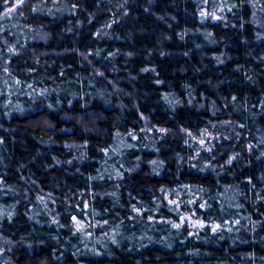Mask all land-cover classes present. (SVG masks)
Wrapping results in <instances>:
<instances>
[{"label":"trees","instance_id":"obj_1","mask_svg":"<svg viewBox=\"0 0 264 264\" xmlns=\"http://www.w3.org/2000/svg\"><path fill=\"white\" fill-rule=\"evenodd\" d=\"M15 1L0 264H264V0Z\"/></svg>","mask_w":264,"mask_h":264},{"label":"rangeland","instance_id":"obj_2","mask_svg":"<svg viewBox=\"0 0 264 264\" xmlns=\"http://www.w3.org/2000/svg\"><path fill=\"white\" fill-rule=\"evenodd\" d=\"M28 2H27V0H23V2H21V0H17V1H15V3L13 4V5H11V7H10V10L11 9H20V8H22L23 7V5H26ZM73 216H75V219L74 220H72V221H74V222H77L78 224H81V223H83V221H81V220H78V218L76 217V215H72V217ZM71 217V219H73ZM85 222V221H84ZM196 222L197 221H194V227H196V226H200L202 223L201 222H198V223H200V224H196Z\"/></svg>","mask_w":264,"mask_h":264},{"label":"water","instance_id":"obj_3","mask_svg":"<svg viewBox=\"0 0 264 264\" xmlns=\"http://www.w3.org/2000/svg\"><path fill=\"white\" fill-rule=\"evenodd\" d=\"M72 218H73V220H74V219H75V216H73Z\"/></svg>","mask_w":264,"mask_h":264},{"label":"snow or ice","instance_id":"obj_4","mask_svg":"<svg viewBox=\"0 0 264 264\" xmlns=\"http://www.w3.org/2000/svg\"><path fill=\"white\" fill-rule=\"evenodd\" d=\"M21 2H23V0H21ZM177 227H178V225H177Z\"/></svg>","mask_w":264,"mask_h":264}]
</instances>
